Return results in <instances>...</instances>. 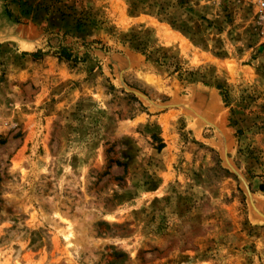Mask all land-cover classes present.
I'll list each match as a JSON object with an SVG mask.
<instances>
[{
	"label": "rangeland",
	"instance_id": "1",
	"mask_svg": "<svg viewBox=\"0 0 264 264\" xmlns=\"http://www.w3.org/2000/svg\"><path fill=\"white\" fill-rule=\"evenodd\" d=\"M261 1L0 0V264H264Z\"/></svg>",
	"mask_w": 264,
	"mask_h": 264
},
{
	"label": "trees",
	"instance_id": "2",
	"mask_svg": "<svg viewBox=\"0 0 264 264\" xmlns=\"http://www.w3.org/2000/svg\"><path fill=\"white\" fill-rule=\"evenodd\" d=\"M5 1V0H2ZM43 52L41 50H37L35 52H32L30 54H24V55H30L33 59H40L43 56ZM55 54H57L59 57L64 58L65 60H71L72 55L67 52L65 48H60Z\"/></svg>",
	"mask_w": 264,
	"mask_h": 264
},
{
	"label": "built area",
	"instance_id": "3",
	"mask_svg": "<svg viewBox=\"0 0 264 264\" xmlns=\"http://www.w3.org/2000/svg\"><path fill=\"white\" fill-rule=\"evenodd\" d=\"M259 7H260L262 10H264V2H263V1H261V2L259 3Z\"/></svg>",
	"mask_w": 264,
	"mask_h": 264
}]
</instances>
